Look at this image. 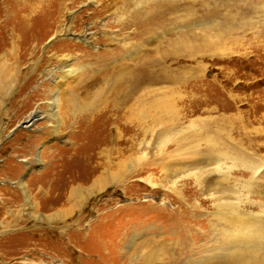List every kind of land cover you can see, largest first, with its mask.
<instances>
[{
	"label": "rangeland",
	"instance_id": "1",
	"mask_svg": "<svg viewBox=\"0 0 264 264\" xmlns=\"http://www.w3.org/2000/svg\"><path fill=\"white\" fill-rule=\"evenodd\" d=\"M100 5L104 9L99 16ZM57 7L61 15L36 51L26 54L17 69L13 57L6 63L17 80L0 99V264H170L157 253L149 263L143 261V254L149 257L153 248L167 244L178 264L212 257L218 237L211 228L210 202L190 181H183L181 202L162 188L168 177L164 163L175 147L173 142L152 145L164 124L185 130L197 121L204 125L201 134L221 147L210 153L200 143V153L241 154L244 161L264 167V0H0L1 12L10 17L34 20L41 14V22ZM60 26H70L73 35L56 34ZM88 28L97 42L85 46L96 56L84 60L77 51L61 52V44L70 52L83 45L81 32ZM113 38L119 47L133 44L132 54L142 50L140 57L158 79L146 87L142 100L171 92V104L181 113L177 121L163 120L145 134L144 120L129 125L124 111L112 105L109 113L102 111L108 116L105 127L82 129L89 119L82 110L86 93L93 91L85 86L103 74L99 62L109 50L104 40ZM67 54L77 56L70 63L80 73L63 83L58 77L66 60L60 63L56 57ZM81 75H88L83 83ZM172 79L176 85L170 84ZM101 80L95 86L104 91L114 86L111 79ZM56 90L59 108L54 114L50 94ZM35 112L40 117L12 133ZM191 130L183 132L188 136ZM129 146H136L134 157L144 156L132 177L101 193L84 192L80 206L63 197L70 187L93 191L92 181L104 171L90 168L116 162ZM231 174L241 182L253 180L254 203L264 200V174L254 176L241 166ZM69 235L73 249H45L66 242Z\"/></svg>",
	"mask_w": 264,
	"mask_h": 264
},
{
	"label": "bare ground",
	"instance_id": "2",
	"mask_svg": "<svg viewBox=\"0 0 264 264\" xmlns=\"http://www.w3.org/2000/svg\"><path fill=\"white\" fill-rule=\"evenodd\" d=\"M99 8L98 15L100 16L104 7L100 5ZM56 9L58 15L56 14L57 12H54L52 16L48 14V16H44V19L42 17L41 22V14L35 16L37 18L34 20L31 17L29 18V16L27 19L24 17L19 19L20 15L18 18L10 17L9 13L7 14L4 9H2L3 12H1L0 8V17H4L0 22V99L7 95L17 80L13 68L11 67L10 69V65H6V63L13 57L17 69L19 64H21V59L26 56V54H32L36 51L35 47L41 44L43 36L51 33L61 15L59 13L61 11L60 8L57 7ZM92 28H88L81 32L80 40L83 45L74 46L76 50H71L70 52L67 44H61V52L62 50H67V53L77 51L76 55L78 59L84 60H89V56H96L95 54L90 55V46H85L88 44L87 42H91L89 44L92 46L97 40L93 37ZM71 32L70 26H60L57 27L55 33H63L65 34L64 37H66V35L72 36L73 34ZM66 40L68 39L61 40L59 43ZM104 43L109 50L106 52V56L103 55V59L99 62V69H101L103 74L98 72L99 74H96L93 81L85 86V91L89 86L93 91L86 93L88 95L85 98H88V101L83 104L82 110L85 111L86 109V114L84 116L89 117V119L83 122L82 129H91L96 126V131L105 127V124H108V116L105 113H109L112 105L113 108H120L124 111L126 114V122L129 123V125H137L138 123L142 125L144 120V124L147 126L146 129H148L145 131V134L154 132L157 126L164 123L163 120L168 121L167 123L175 122L181 113L171 104V92L162 93L159 97L157 95L151 96L145 101L142 100L143 96L148 93L145 92L147 89L146 87L158 81L145 61L140 57L141 55L139 54L142 50L140 49L132 54L129 50V46L132 47L133 44L121 45V47H119L120 44L117 43L115 38L112 40H104ZM108 54L115 56L107 58ZM119 54H124L127 58H123ZM76 55L75 57H71L69 54L56 57L60 63L66 60L64 67L60 68L62 76L58 77L63 83L68 80L70 75L77 74L78 72L80 73L77 69H72V63H70L77 59ZM12 66L14 67V63ZM107 74H109V78L113 81L114 86L110 90L104 91L105 88L102 89L101 86H95V81L98 80L99 77L102 79V83L104 81L105 83L110 81V79L107 80ZM87 76L88 75H81V77H79L80 82L83 83L86 81ZM169 82L171 85L177 84L174 79L169 80ZM110 92L113 96L109 94ZM50 95L54 96V103L50 104V110H55L54 114H57L59 108L57 99L59 95L58 90ZM111 97L117 100L114 98L111 99ZM104 110L106 111L105 113L102 112ZM36 116H39L37 112L32 113L30 117L26 119L24 122L25 128L36 120ZM52 117H55L53 113ZM148 122L152 124L151 127H149ZM190 123V128L184 127L185 130L192 128L188 135L190 138L184 134V129L179 130V128H181L180 124V126L169 125L171 127H167L164 124L165 127L163 126V130L155 134L152 146L153 148H160L162 145L173 142L172 144L175 147L168 160L164 163L163 170L168 177L164 178L165 184L161 185L162 188H165L166 191L177 199V201L181 202L180 200L183 201L184 199L183 191L181 190L184 185L183 181H190L200 190L201 195L210 202V207L213 209V214L210 212L213 221L210 222L213 225L211 227L212 230L216 229L218 241L213 248L214 255L208 259L205 258L203 262L199 264H264V200L259 203H254L253 186L255 183L253 180L241 182L233 178L231 174V172H235L240 166L248 169L254 176L256 174H264L263 165H255L253 161H244V157L241 154L232 156L230 153L223 151L224 153H217L212 156L200 153L198 150L200 143L205 144L210 153L220 152L221 147L211 141L209 137H204V135L201 134V132H203L202 129H204V125L201 124V122L197 123L196 121L194 124H192V122ZM197 124L201 127H195ZM56 130L57 125L54 127V135L57 134ZM172 134H175V136H171ZM188 140L192 141L189 143L191 144L189 147L186 144ZM141 145L142 142H139L138 147ZM135 148L136 146L125 149L127 152L126 154L122 152L118 153L116 162L112 163L107 160L104 165L102 164V167L101 165L94 164L90 168V172H94L97 169L104 171V175H102L103 173L101 171L102 174L92 181L91 189L93 191L80 188L79 186L70 187L71 189L69 188L67 194L63 197L73 201L74 204L77 205L78 201L84 198V192L89 196L94 193L103 192L110 185L120 186L123 182L132 177L136 169L143 163L144 156L139 154V157H134L135 155L133 153L135 152ZM128 154L130 155L126 156ZM90 156L92 157V155ZM89 162L94 163V159ZM204 164L206 166H204ZM262 168L263 170H261ZM260 170L261 172H259ZM78 178L79 177L74 176V179ZM146 182L150 183L149 181ZM255 209H257V211H255ZM205 212L207 213L206 210ZM71 243L69 235L66 242L62 241L60 244L52 243L46 246L45 249L50 251L52 247L54 248L56 246L73 249L75 245H71ZM132 247L133 245L130 246V248ZM166 247L167 251H165ZM179 248L184 249L183 255L187 257L185 252V250L188 252L186 243L181 242ZM153 249V252L149 251V257L143 254V261L145 263L150 262L149 258L155 259V253H157L158 255L166 257L167 259L165 260H168L170 264H178L172 257L170 244L161 245ZM190 262L186 260L182 264H190Z\"/></svg>",
	"mask_w": 264,
	"mask_h": 264
},
{
	"label": "water",
	"instance_id": "3",
	"mask_svg": "<svg viewBox=\"0 0 264 264\" xmlns=\"http://www.w3.org/2000/svg\"><path fill=\"white\" fill-rule=\"evenodd\" d=\"M19 129H25V124L24 121L20 122L12 131V133H14L15 131L19 130Z\"/></svg>",
	"mask_w": 264,
	"mask_h": 264
}]
</instances>
